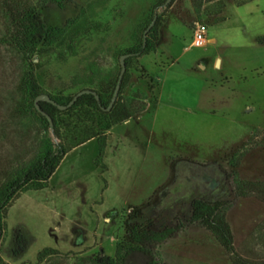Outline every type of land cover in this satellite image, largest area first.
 Segmentation results:
<instances>
[{"label":"rangeland","instance_id":"obj_1","mask_svg":"<svg viewBox=\"0 0 264 264\" xmlns=\"http://www.w3.org/2000/svg\"><path fill=\"white\" fill-rule=\"evenodd\" d=\"M34 1L50 26L83 18L93 27L27 57L7 42L0 1V186L31 163L43 138L58 141L36 113H21L27 77L33 72L51 94L115 81L121 51L140 42L153 15L162 20L156 50L132 61L123 88L133 111L147 109L109 130L102 154L96 139L79 145L47 186L18 193L5 212L3 264H104L130 206L153 228L176 230L150 243L158 263L227 264L211 231L187 220L191 199L211 183L232 191L226 215L236 252L264 263V193L238 194L244 181L264 189V0ZM197 22L208 28L204 46L192 45ZM46 248L55 252L40 258Z\"/></svg>","mask_w":264,"mask_h":264},{"label":"trees","instance_id":"obj_2","mask_svg":"<svg viewBox=\"0 0 264 264\" xmlns=\"http://www.w3.org/2000/svg\"><path fill=\"white\" fill-rule=\"evenodd\" d=\"M0 1L9 23L6 36L7 42L17 47L27 57H32V55L36 54L40 55L45 50H51L69 41H74L81 34L89 32L93 27L92 23L87 24L83 18L72 19V27L50 26L43 19L40 3H35L34 0ZM58 1L62 3L61 0ZM166 1H164L165 5H169L175 0H171L168 4H166ZM247 1L249 0H240L235 2V4L242 5ZM162 4L164 3L162 2ZM162 4L158 3L156 7ZM154 17L153 15L144 28L140 42L121 51V56L129 54L126 58L127 70L123 77L118 98L109 110L106 108L112 102L119 76L115 81L106 79L98 87L88 88L98 93L100 102L94 93L82 94L73 105L65 109H60L49 101H40L39 105L42 110L53 118L54 123L51 125L47 116L39 111L35 105V98L45 92H42L41 85L33 72L27 77L24 86L28 92V101L22 104L21 113L24 116L31 111L36 113L45 125L46 130L51 131L58 141L54 143L50 138H43L38 152L31 163L6 175V180L0 186V242L5 227V212L20 191L38 190L47 186L48 180L66 154L75 147L92 139L98 141L100 153L102 154L105 150L109 130L132 117L138 116L147 109L146 107L137 113L133 111L127 101L124 100L123 88L129 82V68L132 66V61L156 50L159 26L162 20L160 15L157 17L154 26L148 31L146 43H144L145 32ZM77 93L65 94L60 92L47 94L59 104L67 106ZM233 164L237 166V159ZM239 184L238 194L244 195L246 188H251L260 194L264 193V189H260V182L244 181ZM212 188V186L209 187L210 193L200 194L191 199L187 220L191 224L211 231L214 240L229 255L227 264H264L262 262H254L236 252L232 227L226 215V208L229 204L228 202H230L228 195L232 191L223 183L218 191ZM130 207L132 209L130 208L131 211L124 220L125 234L123 240L119 241L117 245L115 257H105L107 262L105 261L104 264H160L152 258L150 243L159 242L171 236L176 231L175 228H153L151 225L153 219L149 217L144 221L142 215H140V207ZM54 252L53 249L46 248L41 253L40 258L45 256V254ZM0 264H3L1 259Z\"/></svg>","mask_w":264,"mask_h":264},{"label":"water","instance_id":"obj_3","mask_svg":"<svg viewBox=\"0 0 264 264\" xmlns=\"http://www.w3.org/2000/svg\"><path fill=\"white\" fill-rule=\"evenodd\" d=\"M171 0H167L166 1V4H168ZM157 17H158V14L156 13L154 19L152 20V22L150 23V25L148 26L146 32H145V40H144V43H146V37H147V33L148 31L154 26L156 20H157ZM129 54H124L121 56V65H122V69H121V72H120V75H119V80H118V83H117V86H116V89H115V92H114V96H113V99H112V102L111 104L109 105L108 108L106 109H111L112 106L114 105L115 101L117 100L118 98V95H119V92H120V88H121V84H122V81H123V77H124V74L127 70V64H126V58L128 57ZM85 93H94L97 100L100 102V96L98 95V93L95 91V90H92V89H82L80 90L75 96L74 98L70 101V103L65 106V105H62V104H59L58 102H56L54 99H52L50 97L49 94L47 93H41L39 94L36 98H35V105L37 107V109L39 111H41L44 115L47 116V118L49 119L50 121V124L53 125V118L45 111L42 110V108L40 107L39 105V102L42 101V100H45V101H49V102H52L54 103L55 105H57L60 109H65L67 108L68 106H71L74 104V102L82 95V94H85Z\"/></svg>","mask_w":264,"mask_h":264},{"label":"built area","instance_id":"obj_4","mask_svg":"<svg viewBox=\"0 0 264 264\" xmlns=\"http://www.w3.org/2000/svg\"><path fill=\"white\" fill-rule=\"evenodd\" d=\"M207 25L203 22H197L193 35V46H204L207 43Z\"/></svg>","mask_w":264,"mask_h":264},{"label":"crops","instance_id":"obj_5","mask_svg":"<svg viewBox=\"0 0 264 264\" xmlns=\"http://www.w3.org/2000/svg\"><path fill=\"white\" fill-rule=\"evenodd\" d=\"M130 120V119H129ZM129 120H127V121H125V122H128ZM125 122H123V123H125ZM110 134H111V131L109 132Z\"/></svg>","mask_w":264,"mask_h":264},{"label":"flooded vegetation","instance_id":"obj_6","mask_svg":"<svg viewBox=\"0 0 264 264\" xmlns=\"http://www.w3.org/2000/svg\"><path fill=\"white\" fill-rule=\"evenodd\" d=\"M211 186H214V184H213V183H211Z\"/></svg>","mask_w":264,"mask_h":264}]
</instances>
